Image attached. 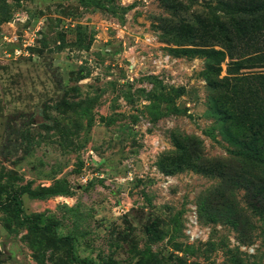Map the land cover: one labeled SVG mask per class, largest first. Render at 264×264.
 <instances>
[{"label": "rangeland", "instance_id": "1", "mask_svg": "<svg viewBox=\"0 0 264 264\" xmlns=\"http://www.w3.org/2000/svg\"><path fill=\"white\" fill-rule=\"evenodd\" d=\"M223 1L0 0V47L44 23L0 57V264H264V14ZM233 24L242 63L184 54Z\"/></svg>", "mask_w": 264, "mask_h": 264}, {"label": "trees", "instance_id": "2", "mask_svg": "<svg viewBox=\"0 0 264 264\" xmlns=\"http://www.w3.org/2000/svg\"><path fill=\"white\" fill-rule=\"evenodd\" d=\"M222 3H229V9L233 13H244L251 17V20L247 18H241L245 20L249 25L250 23H254L258 17H261L264 12V1H253V0H226ZM262 5V7H259ZM14 16L10 19L12 21ZM234 30H229L224 32L222 36V43L219 50L214 48L215 45L210 47L204 46L202 48H189L184 50V54L187 56H194L199 58H204L208 63L211 61L217 60V65H219L225 59H229L234 63H242L245 60V53L244 50L247 48L244 45L247 43H252L253 38L247 37V28L243 25H239V28L233 24ZM247 26V24H246ZM247 41V42H246ZM220 70V69H219ZM234 120V119H233ZM237 126L241 127V132L243 131V137L239 140L241 145L249 150H253L256 152L255 154L259 157L262 153H264V144L260 143V138L262 131L264 130L263 122H256L254 125L250 124L249 126L238 124ZM239 143V142H238ZM257 163V162H256ZM256 187V185H255ZM257 188V187H256ZM258 189H254L255 192ZM250 200L252 202L253 208H262L263 207V200H259L256 195H251ZM81 264H93L92 261L83 259L79 261Z\"/></svg>", "mask_w": 264, "mask_h": 264}, {"label": "built area", "instance_id": "3", "mask_svg": "<svg viewBox=\"0 0 264 264\" xmlns=\"http://www.w3.org/2000/svg\"><path fill=\"white\" fill-rule=\"evenodd\" d=\"M26 18L27 16L25 13L16 14L13 20L9 23L10 28L18 27L19 24H25ZM43 26V21H38L34 29H31V26L25 25L21 28V30L16 29L8 39L7 36H4L3 40H6L12 48L8 49L7 45L3 41L4 45H1L0 47V57L3 55L9 59H17L30 55V48L35 46L37 39L40 37ZM15 45H17L16 48L14 47ZM165 59L168 60L167 57H165ZM84 180L86 181V178Z\"/></svg>", "mask_w": 264, "mask_h": 264}]
</instances>
